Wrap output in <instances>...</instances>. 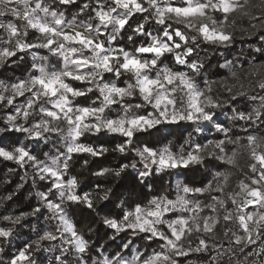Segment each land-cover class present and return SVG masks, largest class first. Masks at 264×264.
<instances>
[{"label": "clouds", "instance_id": "1", "mask_svg": "<svg viewBox=\"0 0 264 264\" xmlns=\"http://www.w3.org/2000/svg\"><path fill=\"white\" fill-rule=\"evenodd\" d=\"M0 264H264V0H0Z\"/></svg>", "mask_w": 264, "mask_h": 264}, {"label": "snow or ice", "instance_id": "2", "mask_svg": "<svg viewBox=\"0 0 264 264\" xmlns=\"http://www.w3.org/2000/svg\"><path fill=\"white\" fill-rule=\"evenodd\" d=\"M20 258H21V259H24V258H25L24 255H23V253H21Z\"/></svg>", "mask_w": 264, "mask_h": 264}]
</instances>
